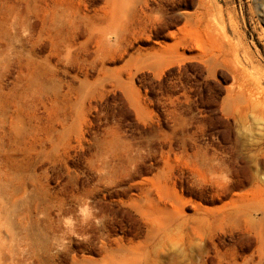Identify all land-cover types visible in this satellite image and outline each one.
<instances>
[{
    "label": "rangeland",
    "instance_id": "obj_1",
    "mask_svg": "<svg viewBox=\"0 0 264 264\" xmlns=\"http://www.w3.org/2000/svg\"><path fill=\"white\" fill-rule=\"evenodd\" d=\"M263 3L0 0V264H264Z\"/></svg>",
    "mask_w": 264,
    "mask_h": 264
},
{
    "label": "bare ground",
    "instance_id": "obj_2",
    "mask_svg": "<svg viewBox=\"0 0 264 264\" xmlns=\"http://www.w3.org/2000/svg\"><path fill=\"white\" fill-rule=\"evenodd\" d=\"M264 1V0H263ZM264 4V3H263ZM259 6V5H258ZM261 8H262V6H261ZM261 10H264V7H263V9H261ZM263 13V12H262ZM264 14V13H263ZM254 80V79H253Z\"/></svg>",
    "mask_w": 264,
    "mask_h": 264
}]
</instances>
